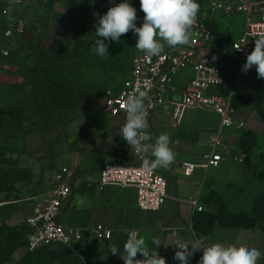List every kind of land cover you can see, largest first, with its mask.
<instances>
[{
    "label": "rangeland",
    "instance_id": "374dc122",
    "mask_svg": "<svg viewBox=\"0 0 264 264\" xmlns=\"http://www.w3.org/2000/svg\"><path fill=\"white\" fill-rule=\"evenodd\" d=\"M122 2L113 1L112 6ZM218 22L217 43L229 47L243 31L246 18L235 14ZM63 44L65 47L55 48L49 55L42 53L38 58V54L36 64L20 62L26 75L17 71L0 79V264H121L119 257L96 241L28 253L22 250L26 218L48 196L58 169L71 165L75 192L80 183L92 181L105 162L93 148L89 166L83 167L80 158L85 141L91 145L103 136L102 117L107 113L101 103L106 87L85 86L79 79L84 70L80 61L100 58L91 51L94 42L89 23L66 35ZM189 113L191 118L197 117L194 110L186 117ZM243 131L231 134L232 156H246L244 162L229 159L234 163L228 172L233 184L220 193L227 206L215 217L204 215L195 228L199 240L208 246L217 242L244 245L264 254V208L252 214L256 202L264 198V137L250 136L245 141ZM63 159H67L65 163ZM241 205L244 209L240 214H230L237 213ZM201 256L198 251L189 264H198ZM257 264H264V255Z\"/></svg>",
    "mask_w": 264,
    "mask_h": 264
},
{
    "label": "crops",
    "instance_id": "0c3cea01",
    "mask_svg": "<svg viewBox=\"0 0 264 264\" xmlns=\"http://www.w3.org/2000/svg\"><path fill=\"white\" fill-rule=\"evenodd\" d=\"M113 1L118 0H29L18 7L17 12L27 21V28L25 33L17 38V46L11 52L13 64L7 73L0 74V79L10 77L11 72L17 73L22 64L20 62L23 60L28 64L32 63L40 51L51 52L55 48L65 47L63 40L66 35L78 32L81 24L85 22L90 25L94 42L96 39L95 22L98 16L107 12L108 8L113 5ZM129 3L137 10L135 22L137 27L142 26L144 13L140 9V0H129ZM3 4L4 0H0V9ZM86 37L90 38V35ZM106 43H109V55L94 58L95 60L88 57L80 61L84 70L79 73V79L84 82L85 86L90 87L91 84L98 88L106 87L105 89L121 86L123 81L131 76L133 57L143 53L135 48L137 36L132 31L122 35L120 42L106 41ZM183 47L184 45L176 47L165 45L164 51L180 50ZM226 60L222 63L226 81L212 88L211 93L222 96L230 95L235 87L236 76L241 74L245 84L241 87V91L233 97L237 110L236 116L245 120V131L242 132L241 137L245 141L250 136L264 137V81L263 79L256 80L255 66L246 74L242 73L241 68L246 61L242 62L233 58ZM3 62L0 60V69L4 68ZM106 65L111 66L108 68ZM192 75L193 71L190 69L179 75L175 83L174 96L176 95L177 98L181 96V90ZM101 103L103 112L106 113L103 102ZM191 110L197 113V117L191 118L190 112L179 127H174L169 114L163 111L155 113L148 120V131L153 134L154 138L161 133L168 134L171 141L170 147L175 154V160L170 168L156 169L168 181V196L161 210H140L137 206V192L133 187L106 186L100 190L98 188L99 169L92 181L80 183V187L75 192L72 190L60 215V221L74 227L87 228L102 223L112 228L114 231L112 239L100 241V243L110 253L111 248L115 246L118 249V255L123 254V245L127 239L123 230H136L145 238L150 247H155L151 244L153 238L159 239L161 245L157 251L166 259L167 264H180L173 258L177 249L169 245L173 243L172 230L176 229L178 236L184 240L199 239L195 228L197 222L204 213L215 217L220 209L227 206L221 199L220 193L223 191L225 193V190H228L227 187L230 188L228 185L233 184L228 172L234 163L229 160L224 161L216 169L205 171L198 168L191 177H185L181 168L176 167V163L199 160L201 153L207 149L209 133L219 126V119L215 112L204 109ZM102 118L103 136L93 142L92 146L85 141L84 151L81 152L80 157L83 167L91 164L88 156L91 148L105 161L115 160L120 156H129L128 144L119 135L125 123V117L111 116L106 113ZM69 159L71 160V157ZM66 160L63 159L62 162L65 163ZM70 166L68 164L61 167L72 169ZM222 174L223 178L220 177ZM221 184V191H218V186ZM196 191L199 193L200 204L203 206L200 212L189 202ZM221 202L224 207L220 206ZM239 209L237 213L230 214L240 213L244 205H241ZM93 241L95 240L89 237L83 243L90 245ZM197 253L198 251L192 257ZM137 259H143V257L138 254ZM119 260L121 264H124L121 258Z\"/></svg>",
    "mask_w": 264,
    "mask_h": 264
},
{
    "label": "built area",
    "instance_id": "2783aa9c",
    "mask_svg": "<svg viewBox=\"0 0 264 264\" xmlns=\"http://www.w3.org/2000/svg\"><path fill=\"white\" fill-rule=\"evenodd\" d=\"M28 1L4 0L0 9V60L4 61L0 74L9 71L11 52L17 46V38L26 31L27 21L17 9ZM197 3L199 12L190 31L189 43L180 50L163 51L150 59L145 58L144 53L134 56L131 76L121 86L105 89L102 98L104 110L109 115L126 117L122 104L127 94L137 90L147 91L149 98L145 104L148 106V120L155 113L163 111L169 114L174 127L183 124L191 109L215 112L219 116V126L209 133L207 149L201 153L199 160L176 163L185 177L193 176L198 168L205 171L219 168L232 157L244 162L243 153L232 156L233 146L230 144L231 134L245 129V120L236 116L237 110L233 103V97L240 92L243 77L241 74L236 76L235 87L230 95L212 94L211 89L225 82L222 63L228 58L246 61L247 55L254 49L255 39L264 35V0H197ZM235 14L245 15L244 29L233 39L229 48L222 49L216 42L214 29L221 18ZM237 47L240 49L237 50ZM188 69L193 71V75L181 90V96L174 98L176 80ZM128 153L129 156H120L102 164L98 188L133 187L137 192L140 210H161L168 196L167 178L156 170L144 169L143 160L152 159L150 153L138 154L129 146ZM73 182L72 169L61 167L57 171L48 196L26 218L29 236L22 247L24 253L54 244H80L89 237L99 242L112 239L113 229L102 223L82 228L60 221L64 205L72 194ZM189 202L198 212L202 211L198 191ZM199 251L203 254L202 249Z\"/></svg>",
    "mask_w": 264,
    "mask_h": 264
},
{
    "label": "clouds",
    "instance_id": "9594fccd",
    "mask_svg": "<svg viewBox=\"0 0 264 264\" xmlns=\"http://www.w3.org/2000/svg\"><path fill=\"white\" fill-rule=\"evenodd\" d=\"M140 9L144 13L143 24L137 27V10L129 0L108 8L95 22V36L91 51L100 57L108 54L109 42H120L122 35L132 31L137 36L135 48L143 52L145 58L159 56L165 45L170 47L183 46L190 41V31L195 25L199 12L197 0H140ZM97 15V14H94ZM237 50L240 47L236 48ZM255 66L257 78L264 79V35L255 39L254 49L246 57L241 68L247 73ZM147 91H133L127 94L122 107L126 113L125 123L119 135L128 146L138 154H149L152 159H144L146 171L158 168L168 169L175 160V154L170 147V137L161 133L157 137L148 131ZM154 140V142H153ZM127 239L123 245V254L118 255V249L113 246L111 254L119 256L124 264H167L166 259L159 254L160 241L153 238L150 247L143 236L136 230H123ZM173 243L177 249L174 259L180 264H189V259L197 251L203 250L198 264H257L262 257L257 248H249L236 244L225 245L217 242L204 246L199 239L184 240L178 236L176 229L172 230ZM191 246V247H189ZM140 254L143 259H137Z\"/></svg>",
    "mask_w": 264,
    "mask_h": 264
},
{
    "label": "trees",
    "instance_id": "16d2710c",
    "mask_svg": "<svg viewBox=\"0 0 264 264\" xmlns=\"http://www.w3.org/2000/svg\"><path fill=\"white\" fill-rule=\"evenodd\" d=\"M219 32H220V29L218 28V27H216L215 29H214V33H215V35H216V37L218 36V34H219ZM218 40H216V42H217ZM218 44V43H217ZM219 47H221L222 49L223 48H229V47H223V46H221V45H219ZM47 54V55H49V52H39L38 54V58L41 56V54ZM12 54V53H11ZM38 58H36V59H34V61L32 62L33 64H36V62H37V60H38ZM9 61L11 62V55H10V57H9ZM233 59H235V58H233ZM235 60H238V59H235ZM11 64H13L12 62H11ZM22 70H23V65L22 64H20V68H18V73H20V74H22V75H26L25 74V71L24 72H22ZM226 78V77H225ZM225 81H226V79H225ZM233 103H234V101H233ZM234 106H235V104H234ZM257 208V209H255L254 211H252V214L254 215L256 212L258 213V210L259 209H263L264 208V198L262 197V198H260L259 199V201H258V204H257V202H256V204H255V206H254V208ZM240 214V213H239ZM204 215H207V214H205L204 213ZM203 215V216H204ZM238 215V214H237ZM202 216V217H203ZM207 216H209V215H207ZM211 216V215H210ZM25 228H26V240H25V243H24V245L26 244V242H27V239H28V236H29V229H28V227H27V225L25 224ZM80 244H73V245H69L70 247H75V246H79ZM52 246H63V247H67L66 245H61V244H54V245H49V246H45V247H42V248H47V247H52ZM68 246V247H69Z\"/></svg>",
    "mask_w": 264,
    "mask_h": 264
}]
</instances>
